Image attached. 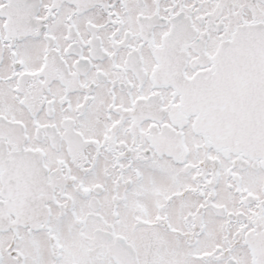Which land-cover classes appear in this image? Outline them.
I'll return each mask as SVG.
<instances>
[{
    "label": "snow or ice",
    "instance_id": "1",
    "mask_svg": "<svg viewBox=\"0 0 264 264\" xmlns=\"http://www.w3.org/2000/svg\"><path fill=\"white\" fill-rule=\"evenodd\" d=\"M0 264H264V0H0Z\"/></svg>",
    "mask_w": 264,
    "mask_h": 264
}]
</instances>
